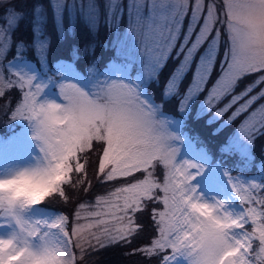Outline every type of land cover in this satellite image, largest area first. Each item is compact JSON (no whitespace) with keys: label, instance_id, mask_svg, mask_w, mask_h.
<instances>
[{"label":"snow or ice","instance_id":"6c2138e0","mask_svg":"<svg viewBox=\"0 0 264 264\" xmlns=\"http://www.w3.org/2000/svg\"><path fill=\"white\" fill-rule=\"evenodd\" d=\"M49 6L60 42L78 19L98 32V0ZM104 9L114 37L52 61L45 7L28 39L27 13L0 0V264H99L116 247L134 264H264V0ZM202 119L223 135L214 150L188 130Z\"/></svg>","mask_w":264,"mask_h":264},{"label":"trees","instance_id":"16d2710c","mask_svg":"<svg viewBox=\"0 0 264 264\" xmlns=\"http://www.w3.org/2000/svg\"><path fill=\"white\" fill-rule=\"evenodd\" d=\"M48 1V0H47ZM126 17V16H125ZM97 38L99 39H107V35L105 33V28L100 27L97 33ZM51 36H52V45L50 49V60L54 61L57 57L66 55L68 48L72 44H88L90 42H94V39L91 38V34L89 30L85 27L84 23L79 21L77 23L76 27V34L75 38H68L66 39L65 42H60L56 38V33L55 29L51 31ZM96 55L102 57L101 60V67H103L104 59L107 58V53L103 48L97 47L96 49ZM174 59H170L166 65V68L169 69V71L175 66L176 61H173ZM195 66V65H193ZM188 77L190 78V75L188 74L185 82H189ZM215 78V75L213 76ZM212 78V79H213ZM162 79V78H161ZM186 83V84H187ZM183 88L184 85H183ZM156 90V89H155ZM157 96L159 97V93L156 91ZM175 101H172L170 104L166 105V110L174 112L175 111V106H173ZM215 125L209 126L207 125L204 120H191L189 122L188 130L193 134V135H199V137L204 140L213 150L221 143L223 140V135L221 136H215L213 135V129ZM232 127H230L227 132H231ZM226 134V133H225ZM264 142V141H257V150H256V155L257 157L260 156V148L259 145ZM255 170H253L250 175H254ZM53 206L57 207L56 204H53ZM58 208V207H57ZM131 249L126 248V247H116V248H110L104 252H102L98 257H93L94 260H98L99 264H134L135 260L137 257L131 256V257H126L124 255L125 252H129Z\"/></svg>","mask_w":264,"mask_h":264},{"label":"rangeland","instance_id":"374dc122","mask_svg":"<svg viewBox=\"0 0 264 264\" xmlns=\"http://www.w3.org/2000/svg\"><path fill=\"white\" fill-rule=\"evenodd\" d=\"M14 2L17 4L18 7L23 8V10L27 13V16L25 18V20L21 23L20 25V29L19 32L17 33L18 36H26L28 39H31V20H32V6L34 3H39L42 4L45 9L47 10L48 13V17H49V23L47 25V31L48 33L51 35V31L53 30V26H52V22H51V17H52V12H51V7L49 6V0H14ZM72 0H68V3H71ZM98 3L100 4V12H101V21H100V27L105 28V33L107 35V39H99L97 38V33L95 35H93V33L89 30V28L85 25V23L83 22L82 19H78V22L81 21L84 23L85 27L89 30L90 34H91V38L94 39V42L96 43H107V41L111 38L114 37L115 35V29H113L111 32L107 29V27L104 24V19H105V9H104V4H105V0H98ZM125 3H127V0H125ZM126 17H124L123 22L120 24V31H124L127 26H128V21H127V15L125 14ZM65 23L67 24V13L65 14ZM143 30V29H142ZM93 42V41H92ZM29 56H31V52H29ZM182 58V57H181ZM173 61H176L177 59L174 58L173 56ZM179 64V60L176 61L175 66L169 71L168 68H164L163 72L160 75V81H161V88H163V84L164 82L168 79V77L170 76V74L172 73V71L175 69V67ZM195 66H193V70H194ZM190 75V78L188 77V80L190 83L191 82V77H192V73L189 72L188 73ZM188 76V75H187ZM162 78V79H161ZM187 78V77H186ZM186 80V79H185ZM215 78H213L212 80L209 81L207 88H210L212 83L214 82ZM187 82H184V87H187ZM183 85L181 87V91L184 90ZM243 85H241L242 87ZM207 88L205 89V92L202 93L199 97V99L197 100L196 104L193 105V110H195L198 106L200 101H202L204 99V97L207 94ZM155 92L157 91L159 93L160 89H153ZM227 102V99H225L224 101L221 102L220 105H218V107H222L224 103ZM264 102V101H262ZM173 106L176 107V101L174 102ZM230 114V113H229ZM224 119H227V114L224 117ZM239 124V121H237L236 123H234L231 127L232 129H234L237 125ZM6 130V125L2 122H0V133L4 132ZM232 131V130H231ZM259 178V177H258ZM98 192H103L104 189H97ZM81 199H88V197H81ZM57 207H61V205H59L58 203L56 204ZM55 207V206H53ZM124 264V262L122 263Z\"/></svg>","mask_w":264,"mask_h":264}]
</instances>
